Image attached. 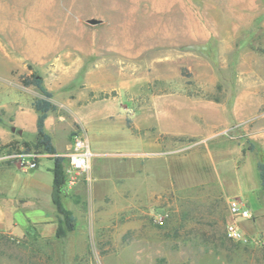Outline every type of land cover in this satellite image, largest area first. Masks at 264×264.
I'll use <instances>...</instances> for the list:
<instances>
[{
  "label": "rangeland",
  "instance_id": "obj_1",
  "mask_svg": "<svg viewBox=\"0 0 264 264\" xmlns=\"http://www.w3.org/2000/svg\"><path fill=\"white\" fill-rule=\"evenodd\" d=\"M60 2L55 20L19 23L53 55L35 64L12 17L0 21V129L11 136L0 143V170L11 168L0 173V264H264V0H138L123 14ZM180 16L189 37L159 35ZM11 62L33 65L53 92L46 132L64 173L76 137L94 153L89 173L63 185L72 230L51 199L54 156L36 146L41 94L20 68L5 75ZM170 108L183 136L165 131ZM33 187L38 198L16 196ZM232 201L252 218L233 216ZM231 223L244 240L227 235Z\"/></svg>",
  "mask_w": 264,
  "mask_h": 264
},
{
  "label": "crops",
  "instance_id": "obj_2",
  "mask_svg": "<svg viewBox=\"0 0 264 264\" xmlns=\"http://www.w3.org/2000/svg\"><path fill=\"white\" fill-rule=\"evenodd\" d=\"M11 1H12L11 4L8 5L9 7H4L0 4V21H2L6 15H10L14 21L12 23L17 25V28H16L17 37L20 38L21 35H24V36H26V38H29L27 45H28V47H30L32 49L24 51V53H22L23 58L28 60L30 63H34V64L36 62H39V61H44L46 58H49V59L53 58L52 54L50 55L49 53L47 54L45 52H38L35 50V48H38V45L40 44V42H38L36 40H30V38H37V36L40 34L36 33L35 31L24 33V31H22V27L20 26L19 23L24 22V21H26V22H44V21H48V20H55L56 11L54 8L56 6L57 7L60 6V4H61L60 0H11ZM158 1L161 2V0H158ZM178 1H181V0H178ZM148 2L150 4H156V0H148ZM176 2H177V0H176ZM69 4H70V7L72 8V10L74 12H76L75 9H76V6L78 4H85V5H91L93 7H96L97 9H99L100 7L104 8L105 6L116 7V12L118 14L119 13L123 14L124 10H125L124 9L125 6L137 5L138 0H69ZM1 11H6V12H1ZM57 12L59 13V10ZM20 15H23V16L20 17ZM90 20L96 21V22L102 21V19H94V18H91ZM186 20H187V18L183 19L182 16L177 17L176 19L172 20V22L176 23V25H173L174 29L166 31L165 34L159 33V35L165 36V37H175V38L189 37L190 33L186 29H184L185 26L182 25V21H186ZM53 35H54L53 33H49L48 36L53 37ZM234 35L235 34H233V36ZM148 36L155 37V36H158V34L157 33H148ZM213 36L220 37L221 34L214 33ZM4 57H5V55H4ZM15 67L16 66L12 62H11V64L4 65L3 68L5 71V75L10 76L11 71ZM16 68H20V75L26 73V67H24L23 65H20L19 67H16ZM38 75H39V73H38ZM5 80H7V79H5ZM171 98H174V97H171ZM173 112H175V111L172 110V108L165 110V123H166L165 131H166V133H168V134L170 133L171 135H182L183 136L185 133H181L178 131L175 132V130L171 128V124L173 122L178 121L180 118L177 113H173ZM36 119H37V114H36ZM35 125H36V122H35ZM36 132H37V130H36ZM10 138H11V136L8 135L6 133V131H4V129H0V143L1 142L2 143L9 142ZM197 156L198 155H195L193 157H188V158H187V156H185V157H182L181 159L195 160L198 158ZM10 170H11V168H7V169L3 168L0 170V173L3 174L4 172H9ZM29 172L32 173L31 170ZM5 191H6V187H4L1 184L0 185V196H2L3 198L6 195H7L6 197H8V194L4 193ZM21 192L22 193L18 192L16 194V196L20 195V196L25 197V198L34 199V198H38L42 194L41 189H38L36 187L26 189V190H22ZM51 194H52V188H51ZM11 196H13V195H11ZM1 208L2 207L0 205V211L3 212L1 210Z\"/></svg>",
  "mask_w": 264,
  "mask_h": 264
},
{
  "label": "trees",
  "instance_id": "obj_3",
  "mask_svg": "<svg viewBox=\"0 0 264 264\" xmlns=\"http://www.w3.org/2000/svg\"><path fill=\"white\" fill-rule=\"evenodd\" d=\"M28 74L21 75L19 81L22 86L29 88H35L41 94L40 97L33 101V108L37 114L36 119V143L38 148H43L44 151L50 155H53L54 167L52 169L53 173V184H52V194L51 199L55 205L57 211L66 218V222L69 225L70 230L73 228V218L64 209L61 202V195L63 190V185L65 183V173H64V161L65 158L58 155L56 148L52 143V137L46 132V120L50 113L57 110V105L52 101L53 92L50 91L44 82V79L38 75L37 71L34 70L32 65H28ZM24 146L29 150V143H23ZM258 174L261 182V186L264 189V163L258 162L257 164ZM58 236L61 237L64 234L62 228L58 231Z\"/></svg>",
  "mask_w": 264,
  "mask_h": 264
},
{
  "label": "built area",
  "instance_id": "obj_4",
  "mask_svg": "<svg viewBox=\"0 0 264 264\" xmlns=\"http://www.w3.org/2000/svg\"><path fill=\"white\" fill-rule=\"evenodd\" d=\"M65 156L69 161V167L65 170V185L72 187L76 185L83 175L89 173L94 153L91 151L89 141L82 136H78L74 139L71 148ZM14 157H22L23 162L27 161L26 170L33 169L36 166L35 163L26 160L25 153H19ZM229 209L235 217L246 220L252 218L251 211L240 201L230 202ZM227 235L233 240H244L243 233L235 223L227 226Z\"/></svg>",
  "mask_w": 264,
  "mask_h": 264
},
{
  "label": "water",
  "instance_id": "obj_5",
  "mask_svg": "<svg viewBox=\"0 0 264 264\" xmlns=\"http://www.w3.org/2000/svg\"><path fill=\"white\" fill-rule=\"evenodd\" d=\"M92 22V24H96L97 22L96 21H91ZM13 131H14V129H13ZM20 134H21V132H20ZM31 172H33V170H31Z\"/></svg>",
  "mask_w": 264,
  "mask_h": 264
},
{
  "label": "bare ground",
  "instance_id": "obj_6",
  "mask_svg": "<svg viewBox=\"0 0 264 264\" xmlns=\"http://www.w3.org/2000/svg\"><path fill=\"white\" fill-rule=\"evenodd\" d=\"M153 23H154V21H153ZM162 29V28H161ZM130 40V39H129ZM108 41V40H107ZM122 41V40H121ZM130 43H131V41H130ZM128 45V44H127Z\"/></svg>",
  "mask_w": 264,
  "mask_h": 264
}]
</instances>
